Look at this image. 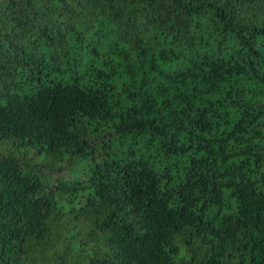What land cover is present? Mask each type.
Returning a JSON list of instances; mask_svg holds the SVG:
<instances>
[{
  "label": "trees",
  "instance_id": "16d2710c",
  "mask_svg": "<svg viewBox=\"0 0 264 264\" xmlns=\"http://www.w3.org/2000/svg\"><path fill=\"white\" fill-rule=\"evenodd\" d=\"M0 264H264V0H0Z\"/></svg>",
  "mask_w": 264,
  "mask_h": 264
}]
</instances>
